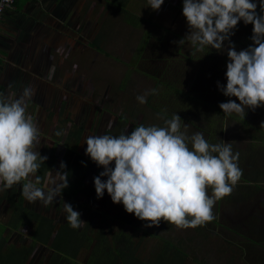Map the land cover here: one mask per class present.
Returning a JSON list of instances; mask_svg holds the SVG:
<instances>
[{"label": "clouds", "instance_id": "clouds-1", "mask_svg": "<svg viewBox=\"0 0 264 264\" xmlns=\"http://www.w3.org/2000/svg\"><path fill=\"white\" fill-rule=\"evenodd\" d=\"M164 3L148 0L154 11ZM182 11L189 32L174 43L181 46L190 42L193 54L206 47L227 52V84L218 82V87L226 97L238 98L239 103L231 99L220 103L224 114L245 117L246 109L264 107V0H183ZM241 20L253 25V43L237 51L231 36ZM154 94L156 89L146 90L136 99L145 104L147 96ZM34 95V89L26 86L18 97L15 93L0 96V190L22 185L25 200L44 207L59 197L66 221L79 229L85 221L62 195L69 187L66 163L62 161L55 176L50 173L41 186L37 173L48 157L37 150L40 131L27 113L28 101ZM166 115V110L158 114L163 127L140 124L130 134L85 138V154L104 169L94 177L97 198H103L106 190L113 203H122L127 213L147 221L145 227L159 226L161 220L178 229L205 226L215 219L216 202L230 195L243 175L238 164L240 154L233 152L231 142L210 144L201 132L189 136L187 124L182 131V118L177 113L170 119ZM62 134L56 132L57 136Z\"/></svg>", "mask_w": 264, "mask_h": 264}, {"label": "crops", "instance_id": "crops-1", "mask_svg": "<svg viewBox=\"0 0 264 264\" xmlns=\"http://www.w3.org/2000/svg\"><path fill=\"white\" fill-rule=\"evenodd\" d=\"M181 2L182 0L179 3L165 2L163 5L177 9ZM104 4L102 7L101 0H16L15 7L5 12L0 24V96L8 97L15 93L18 97L26 86L34 89L35 95L28 101L27 113L33 117L40 131L37 150L48 151L43 155L48 159L53 156L55 146L58 145L59 150L64 145L62 141L77 125V119L81 122L80 125L87 124L86 115L82 118L80 112L88 107V103L103 99L97 93L90 99L83 86L85 87L88 79L85 74L87 62L93 61L88 64L94 65L96 59L101 60L103 55V51L95 48V37L89 40V34L98 26L105 8L119 10L115 1L104 0ZM178 10H183L182 3ZM155 23L151 22L154 28ZM156 24L159 28L165 27ZM93 106L94 104L92 108ZM106 110L107 120H115L118 113L111 111L109 107ZM119 115L124 118L122 123H127L126 116L122 112ZM100 117L101 113L97 116L95 113L91 124L98 122ZM129 124L131 127L127 134L131 133L137 123L129 120ZM58 131L63 134L57 136ZM87 134L94 135V132ZM53 169L54 167H51L47 170L41 186L43 180L54 172ZM41 172L40 168L37 173L40 177ZM249 185L252 183L239 181L228 197L217 201L225 203L228 210L243 207L245 211V217H241L242 224L237 225L240 229H235V233L244 238V241L226 242L229 245L226 250H233L230 264L241 261L245 264H264V189L252 188L255 191L251 192ZM21 192L22 185L0 190L2 251L8 247L25 244L35 237L37 225L44 219L50 224L45 223L42 226L49 229L54 224L61 223L60 216H56L55 202L48 207L39 202L29 203ZM62 195L64 201L69 202V199ZM214 217L216 220L215 214ZM223 224L226 223L223 221ZM46 250V245L42 246L40 255ZM30 257L25 264H32L33 259ZM41 257L39 256L38 260ZM42 261L44 259L40 263Z\"/></svg>", "mask_w": 264, "mask_h": 264}, {"label": "rangeland", "instance_id": "rangeland-1", "mask_svg": "<svg viewBox=\"0 0 264 264\" xmlns=\"http://www.w3.org/2000/svg\"><path fill=\"white\" fill-rule=\"evenodd\" d=\"M101 1L103 2L102 7H104V0ZM165 2L179 3L180 0H165ZM122 3H125V5H119L118 8H125V14L111 7L113 9L114 24L113 27H110L111 29L106 28L104 32L105 36L109 37V39L103 41L100 45L103 51V55L100 57L101 60L96 59L94 65H89L93 61L87 62L85 74L88 79H86L85 87L83 86L86 95L93 96L97 93L101 98L107 96L108 101L104 102L105 105L111 111L117 113L123 112L122 114L128 119L127 123L121 122L122 124L118 123L115 127L112 126V122L115 120L111 119V122L108 121L107 129H110L113 132V134L111 132V135L114 136L130 131L131 123L129 124V120L130 122L137 123L136 126L143 124L145 126L157 125L163 127V119L159 118L158 114H162L165 110L168 112V109L162 107L169 108L168 104H171V97H168L169 92H163L167 88L165 84L172 85L173 83H178V81L185 80L184 76L186 72L192 71L194 73L197 71L202 61H209L206 60L208 57L216 58L211 52L213 50L211 47H206L203 52H195L193 54L194 50L190 42L186 41L181 46L178 43H174L179 40L173 36L184 38L189 32L183 11L178 10L179 7L181 8V3L183 6V0L177 9L162 5L159 10L155 11L149 6L148 0H122ZM151 22L162 24L165 27L159 28L155 23L153 25L156 28H154L151 26ZM94 33L95 30L89 34L91 35L89 40H91ZM227 45L228 42L225 41V46L227 47ZM143 52L144 57H142ZM225 59V63H228V56ZM190 67L192 70L189 71ZM121 83L124 88L123 91L120 90ZM182 88L188 89L186 86ZM151 89H156L157 94L148 95L147 103L140 104L136 99L137 95H142L146 90ZM92 104L95 103L90 102L87 106L92 108ZM157 107L160 108L157 110ZM168 118L170 119V117ZM119 121L122 120L119 119ZM185 124L188 126L187 134L189 136L198 132L185 121H181L182 131ZM225 140L227 141L228 137ZM72 142V144H75L76 139L73 138ZM62 143H65V139ZM86 148L87 144L84 142L79 149V153L86 155ZM189 148L191 149L190 143ZM38 151H40L41 155H45L48 152L44 149H39ZM58 163H56V166ZM114 166L115 162H113L111 167ZM86 167L87 165L84 163L83 170ZM56 170L57 168L55 167L52 173L53 176H55ZM102 171H104L103 167H98L96 163H93L88 171L86 181L94 189V177L98 176ZM74 177L69 179L72 187L79 180L78 177ZM102 179L106 180L107 177H102ZM211 193L212 190L209 189L208 194L211 195ZM83 197V195L77 197V201L82 202L85 199ZM56 203H62V199L57 198L54 203V209L57 212L56 216H60V221H66L62 204ZM67 203L69 202L67 201ZM92 203L96 214H92V218H90L91 211L86 215H81V219L85 221L81 227L83 228L82 230L88 228V232L92 236L101 240H104V238L111 240L113 237L127 230L130 233L129 241L131 242L133 253L137 258L144 261L156 257L162 251L164 247L163 238H169L175 242L176 239L178 240L180 237H183L189 241L185 248L189 256L183 264H194L192 261L194 255L202 263L230 264L233 250H226L229 247L226 242L228 240L230 242L236 240L244 241V238L239 237L235 233V229H240L237 225L242 224L243 220L241 217H245L243 207L228 210L222 201L220 203L216 202L214 205L213 215L215 214L217 219L205 225V234L203 232L200 233L197 230L198 227L178 229L175 225H171V228L167 229L165 227L166 222L161 220L159 226L140 227L141 229L146 228L148 230L149 234L146 235H143L142 230H138L130 224L123 225L118 220H121L126 210L122 203H113L106 190L103 198L100 199L97 198L95 191ZM131 216L135 220L134 223H136L138 218L135 215ZM223 221L227 225L223 224ZM138 223L141 225L139 221ZM241 228L243 227L241 226ZM152 233L154 234L152 235ZM30 239L34 242V237ZM90 250L91 248L85 244L81 246L78 262L84 263L86 256L90 255ZM236 264L245 263L241 261Z\"/></svg>", "mask_w": 264, "mask_h": 264}, {"label": "trees", "instance_id": "trees-1", "mask_svg": "<svg viewBox=\"0 0 264 264\" xmlns=\"http://www.w3.org/2000/svg\"><path fill=\"white\" fill-rule=\"evenodd\" d=\"M107 1H115L118 6L125 5V3H122V0ZM119 10L121 13H126L125 8ZM257 11H259V7ZM261 14L264 15V13ZM234 32L235 35L231 36V41L235 44L237 51L244 50L253 43L251 40L253 25H245L241 20ZM94 44L99 51H102V48L97 42ZM211 52L216 58H206V60L209 61H202L200 68L195 71L196 73L194 72L190 75V72H186L184 76L185 80L181 82L178 81V83H173L172 85L165 84L167 88L165 87L166 89L163 92H169L168 97H171V104H168L169 108L165 106L162 108L168 109V112H166L168 115L167 117L171 118L173 114L177 113L182 118V121L187 122L198 132L203 133L205 139L210 144L227 142L225 141L227 135L228 142L232 143L233 152H239L240 154L238 164L243 171V175L239 181L252 183V185L248 186L251 192L255 191L252 188L256 190L260 188L262 190L264 189V127L261 126L264 125V107L257 108L255 111L246 109L247 114L245 117H241L237 114L228 117L224 114L223 110L219 107L220 103L227 102L230 99L239 103V100L236 97H226L218 87V82L224 86L227 84V63H225L227 52H218L215 49L211 50ZM188 70L190 71V69ZM183 86L188 87V89H183ZM159 108L160 107H157L156 109L158 110ZM53 159L52 156L50 160L48 159L45 164L41 166L42 179L47 170L55 166V160ZM63 162L67 165L66 171L68 172L69 179L76 176L80 180V176L83 174L77 173L80 170L79 162L72 164L69 160H66V158ZM58 170H60V166H58ZM70 184L69 182V187L64 190L63 194L69 199L72 206H75L76 201L73 199L74 193ZM86 206L89 207L90 204L87 203ZM131 215L134 214L125 213L124 216L121 217V220H118L123 225L130 224L138 230H142L144 235L149 234L146 228H140L145 226L148 222L137 219L136 223H134L135 220ZM138 221L141 225H139ZM40 223L41 226L45 223L48 225L50 224V222L45 221V219ZM171 225L173 224L166 222L165 227L170 229ZM44 229H46V237H41L36 234L34 242L25 248V250L20 251L17 247L13 246L2 251L0 245V264H25L34 251L35 242L46 244L48 238L52 234V230L56 229V227L51 226L50 229L48 227ZM59 229L60 228L56 229V232L55 230L53 231V240L58 234ZM61 229L60 234H67L69 238L67 239V245L64 247L55 245L58 251L57 255L59 256L55 259V264H95L98 257L101 264H183L189 256L185 249L189 241L185 240L183 237H180L178 240L176 239L175 242L169 238H163L164 247L162 251L157 254L156 257L144 261L137 258L129 247H127V249H122L121 247L116 249L114 247L115 243L113 244V242L106 240L93 244L94 241L87 238L85 235L88 229H86L84 233H79L76 231L78 229H71L69 224L62 226ZM197 230L200 231V233L203 232V234H205L204 232L206 231L205 226H198ZM153 234L154 233H152V235ZM72 235L76 236L74 237ZM77 238L80 240L84 238L83 241L85 242L82 243V241L77 240ZM118 242L119 241H116L117 244ZM84 244L90 248L93 245L95 248L89 256H86L85 262L81 263L78 262V256L81 246H84ZM199 260L200 259H198L196 255L192 258L194 264H205Z\"/></svg>", "mask_w": 264, "mask_h": 264}, {"label": "flooded vegetation", "instance_id": "flooded-vegetation-1", "mask_svg": "<svg viewBox=\"0 0 264 264\" xmlns=\"http://www.w3.org/2000/svg\"><path fill=\"white\" fill-rule=\"evenodd\" d=\"M120 12V10H118ZM121 13V12H120ZM113 24H114V19H113V9L110 10L108 7L107 9L105 8V10L103 11V13L101 14V17L99 19V22H98V26L96 27L95 29V33L93 34V36L95 37L94 38V42L96 43H99V45L103 42V41H107L109 39V37L105 36V30L106 28H110V27H113ZM111 29V28H110ZM100 37V39H99ZM144 57V52H143V56ZM120 90L123 91V87H122V83L120 84ZM87 97H89L90 99L92 98L91 95H87ZM104 99V100H103ZM101 101L99 102H95L93 108L91 107H86V109L82 112H80V115H82V118H85L84 116L86 115V118H85V122L87 123L86 125H80V121L79 119H77L75 121V123L77 125L74 126V128L71 129L70 133L68 134V136L65 138V143H63L61 149L58 150V145L55 146V150H54V153H53V158L55 159V166H54V169L55 167L58 168V166H56V163L59 162L58 164H61L62 161L65 160H69L70 163H76V162H79V166H80V171L79 173L83 174L82 176H80V180H78V182H76L75 184H73V193H74V197L73 199L76 201V205L73 206L74 207V210L76 211H79L81 213V215H86L87 213H89L90 211L92 212L91 215H90V218H92V214L95 215L96 214V210L95 208H93V203H92V199H93V195H94V192H95V189L94 187L88 182L86 181L87 177H88V171L89 169L91 168V165L94 163L91 158L88 156V155H82L79 153V149L81 147L82 144H84V138L87 137V133H91V132H94V135H104V134H108V135H111V130L110 129H107V123H108V120H107V116H106V109H107V106L105 105L104 102L108 101L107 99V96H105ZM97 110V111H96ZM95 113H96V116L98 113H101V117L99 119V121L95 124H91V121L92 119L94 118L95 116ZM121 113V112H120ZM118 113L115 121L112 122V126H116L118 123H121L124 121V118H122ZM123 113V112H122ZM84 115V116H83ZM119 119H121L122 121H119ZM95 120H96V117H95ZM111 124V123H110ZM122 124V123H121ZM104 133V134H103ZM113 134V132H112ZM73 138L76 139V142L75 144H72V140ZM82 143V144H81ZM52 157L49 158V160L51 159ZM86 163L87 167L85 170H83V164ZM84 190V191H83ZM83 191V192H82ZM83 195V201L82 202H78L77 201V197ZM96 196V195H95ZM69 203L71 204V202L69 201ZM90 204L89 207H87L86 205ZM72 205V204H71ZM126 213V212H125ZM91 221V220H90ZM68 224L67 221H63L61 223H56L54 224V227L56 226H59V227H56V229L60 228L58 230V234L56 235V237L52 238L53 236V231L55 230V232L57 231L56 229H53L52 230V234L51 236L48 238L47 240V243L44 244V243H41V242H35V248H34V251L30 257V259L32 260L33 259V262L32 264H55L56 261L55 259H57L59 256L57 255V250L55 248V245H61V247H64L65 245H67V239L69 238V235L67 234H60V230H62V226H66ZM41 223H39L37 225V232L35 234L41 236V237H46V229H44L45 227L44 226H40ZM71 229H73L72 227H70ZM83 228H79L78 231L79 233H84V231H86V229L82 230ZM89 230V229H88ZM126 234V235H125ZM87 238L89 239H92L93 241V244H96L97 242H101L102 240L101 239H98L96 238L95 236H92L88 231L87 233L85 234ZM125 235V236H124ZM124 235L123 233L120 234V235H117L115 237H113L111 240L110 239H107V238H104V240L106 241H111L113 242V244L115 243V248L118 249V248H125L127 249V247L131 249V242L129 241V238H130V233L127 232H124ZM144 235V234H143ZM72 236H76V235H72ZM98 239V240H96ZM119 241L118 244L116 243V241ZM77 240L79 241H82V243H84L85 241L84 238H82L81 240L77 238ZM91 242V244H92ZM33 242H32V239L28 240L25 244H18L16 247L22 251V250H25V248H27L29 245H31ZM69 244V243H68ZM44 245H46V248L47 250L45 252H42L41 255H40V250H41V247ZM94 246L92 245L91 247V250L89 252L92 253L94 251ZM133 253V251H132ZM39 256H42L39 259ZM44 259V261H42L40 263V261ZM101 264V261L99 259V257L96 259L95 261V264ZM145 264V263H144Z\"/></svg>", "mask_w": 264, "mask_h": 264}, {"label": "built area", "instance_id": "built-area-1", "mask_svg": "<svg viewBox=\"0 0 264 264\" xmlns=\"http://www.w3.org/2000/svg\"><path fill=\"white\" fill-rule=\"evenodd\" d=\"M16 0H0V24L6 11L15 7Z\"/></svg>", "mask_w": 264, "mask_h": 264}]
</instances>
